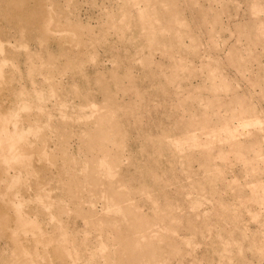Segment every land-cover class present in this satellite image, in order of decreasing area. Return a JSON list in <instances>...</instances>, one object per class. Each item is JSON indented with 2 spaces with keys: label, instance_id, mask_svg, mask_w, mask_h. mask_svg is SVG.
I'll return each mask as SVG.
<instances>
[{
  "label": "rangeland",
  "instance_id": "1",
  "mask_svg": "<svg viewBox=\"0 0 264 264\" xmlns=\"http://www.w3.org/2000/svg\"><path fill=\"white\" fill-rule=\"evenodd\" d=\"M0 264H264V0H0Z\"/></svg>",
  "mask_w": 264,
  "mask_h": 264
}]
</instances>
